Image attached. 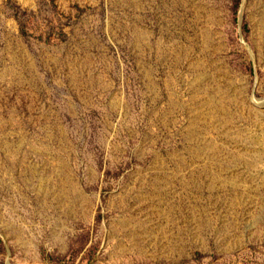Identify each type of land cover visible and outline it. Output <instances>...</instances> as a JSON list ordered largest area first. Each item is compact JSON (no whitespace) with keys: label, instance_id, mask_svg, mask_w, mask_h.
Masks as SVG:
<instances>
[{"label":"rangeland","instance_id":"rangeland-1","mask_svg":"<svg viewBox=\"0 0 264 264\" xmlns=\"http://www.w3.org/2000/svg\"><path fill=\"white\" fill-rule=\"evenodd\" d=\"M0 264H264V0H0Z\"/></svg>","mask_w":264,"mask_h":264}]
</instances>
